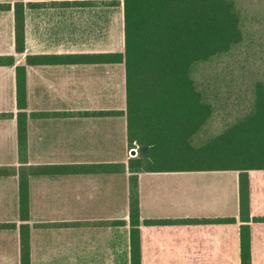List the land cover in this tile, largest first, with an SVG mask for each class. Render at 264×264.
<instances>
[{
    "label": "crops",
    "instance_id": "obj_1",
    "mask_svg": "<svg viewBox=\"0 0 264 264\" xmlns=\"http://www.w3.org/2000/svg\"><path fill=\"white\" fill-rule=\"evenodd\" d=\"M15 1L0 0V56H13L0 63V264H21L19 176L9 172L20 166L17 65L25 85V264H241L243 223L251 264H264V169L249 170L251 213L241 221L238 171L127 168L126 117L107 113L126 105L124 64L106 61L109 51L124 49L123 37L108 49L116 44L109 28L122 11L110 0H19L17 52ZM109 163L113 170L104 171ZM208 172L228 175L218 176L216 191L200 183ZM129 176L138 184L134 234ZM222 178L231 188L221 190ZM226 217L235 221H215Z\"/></svg>",
    "mask_w": 264,
    "mask_h": 264
},
{
    "label": "trees",
    "instance_id": "obj_2",
    "mask_svg": "<svg viewBox=\"0 0 264 264\" xmlns=\"http://www.w3.org/2000/svg\"><path fill=\"white\" fill-rule=\"evenodd\" d=\"M15 49H23L20 3H15ZM122 7L123 51L106 54L123 63L127 148L148 146L141 169L151 171L234 170L239 173V214L250 217L249 170L264 169V0H110ZM234 55L241 57L227 66ZM232 60V59H231ZM215 61V72L195 79L196 69ZM236 61V60H235ZM13 63V56H0ZM227 63V64H226ZM16 66L20 261H29L25 85ZM210 73V71H205ZM233 100L229 108L226 101ZM220 116L215 133L202 132ZM201 132L203 135H201ZM113 164H104L112 171ZM125 170V163L115 165ZM0 168V175L4 173ZM6 174L7 171H6ZM234 222V217L216 218ZM129 224L139 231L136 176H129ZM134 254V251L132 252ZM241 264H251L250 226L241 224Z\"/></svg>",
    "mask_w": 264,
    "mask_h": 264
},
{
    "label": "rangeland",
    "instance_id": "obj_3",
    "mask_svg": "<svg viewBox=\"0 0 264 264\" xmlns=\"http://www.w3.org/2000/svg\"><path fill=\"white\" fill-rule=\"evenodd\" d=\"M119 7L121 8V5L117 6V8L115 9L118 12L122 11ZM110 24H111V20H110ZM262 32L264 33V28L262 29ZM122 37H123V14L118 13L116 24L115 25L111 24V26L109 28V38H111L113 41H115L116 44H113V45L109 44L108 49L117 48L119 43H120L119 41L122 39ZM262 42L264 44V38L262 39ZM240 57H241L240 55H234V56H232V58L228 57L225 60L228 63V64L226 63L227 66L229 65V62H230V64L235 62V64L237 65V61ZM205 71H210V73H205ZM213 72H215V61L211 62V63L208 62V64H204V65L199 66L195 71V79L201 80L203 74H212ZM226 103H227V106H229V108H230L231 105H233L232 104L233 100H228V101H226ZM219 126H220V116H217L215 119V113H214L213 117L208 121V124L204 126L202 132L208 133V134L215 133L219 129ZM202 132H201V135H203ZM137 148L138 147H135V149H137ZM204 174H206V175H205L204 179L202 181H200V183H202V185L204 187L208 186V187L215 188V191L217 190L218 183H219L218 176H220V175L228 176V175H225L226 173H215V172H208V173H204ZM230 184H231V180L230 181H228V180L224 181V178H222V180H220L221 190L231 188Z\"/></svg>",
    "mask_w": 264,
    "mask_h": 264
},
{
    "label": "water",
    "instance_id": "obj_4",
    "mask_svg": "<svg viewBox=\"0 0 264 264\" xmlns=\"http://www.w3.org/2000/svg\"><path fill=\"white\" fill-rule=\"evenodd\" d=\"M149 157V149L146 145H141L137 149L130 150V157L127 159V168H140L142 160Z\"/></svg>",
    "mask_w": 264,
    "mask_h": 264
}]
</instances>
